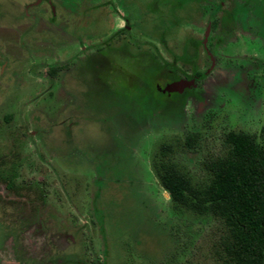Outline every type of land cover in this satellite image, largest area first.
Here are the masks:
<instances>
[{"label":"rangeland","instance_id":"obj_1","mask_svg":"<svg viewBox=\"0 0 264 264\" xmlns=\"http://www.w3.org/2000/svg\"><path fill=\"white\" fill-rule=\"evenodd\" d=\"M33 1L0 0V169L14 168L18 184L44 197L8 198L0 186V264H222L221 220L175 209L152 165L168 146L200 188L228 133L264 143V0ZM125 18L130 29L113 46L151 51L182 77L195 66L180 60L185 43L213 23L214 66L185 105L142 112L121 96H97L85 58ZM197 65L209 61L201 55ZM40 226L42 259L26 240Z\"/></svg>","mask_w":264,"mask_h":264},{"label":"trees","instance_id":"obj_2","mask_svg":"<svg viewBox=\"0 0 264 264\" xmlns=\"http://www.w3.org/2000/svg\"><path fill=\"white\" fill-rule=\"evenodd\" d=\"M143 79L149 83L147 74ZM225 143L226 154L212 162L209 181L200 188L191 187L169 158L168 146L159 148L158 161L153 162L152 168L175 209L210 213L221 220L222 264H264V143L239 132L228 133ZM14 170L0 169V183L7 191L17 196L32 192L39 201L43 200L42 191L35 184L24 186L16 182Z\"/></svg>","mask_w":264,"mask_h":264},{"label":"flooded vegetation","instance_id":"obj_3","mask_svg":"<svg viewBox=\"0 0 264 264\" xmlns=\"http://www.w3.org/2000/svg\"><path fill=\"white\" fill-rule=\"evenodd\" d=\"M41 1L42 0H34L31 4L38 2L40 3ZM171 2L172 4L176 3V7L182 3L180 0H171ZM119 3L122 5L120 7L121 12L125 13L127 11L125 9V6L123 5V3ZM151 4L154 14L156 12H159V8H154L155 2L152 1ZM219 6L220 2L219 4H216V7L212 11H210V19H213L211 18L213 16H217L218 10L220 9ZM140 11L141 12L139 16L143 18V11ZM123 22V25L120 28L116 29H113V23L106 26L108 31L112 29L113 31L106 37V44L103 50L101 52H98L94 50L95 48H93L94 51L91 50L89 52L90 54L88 53L85 58L87 59L86 63L84 64L85 68L82 70L84 73L91 74L93 76L92 84H94V86L99 89L97 96H106L107 94L109 97L116 99V97L118 98L124 94L123 98H125V100H127L128 102H132V104H134L137 109L141 108L142 112L143 110L148 109L147 106L149 105L153 106L154 109L158 107L156 110L158 112H161V110L163 111V109L165 108H167L168 110L173 109V111H175L177 108L185 105L188 93L196 90V85L205 78L206 74L211 71V68L214 66L215 59L212 57L208 45L209 34L212 30L213 23L210 22V20L206 23V27L201 38H189L185 43L183 51L181 52L180 60L189 62L190 64H195V66H191L190 73L182 77L176 72L175 68H173L175 64L172 63L174 62L168 64V66H162L156 60L154 56L155 54H153L151 51H144L141 48L132 50L129 48V46H127L126 42H121L119 46H113L112 43L114 39H116L117 37L122 38L123 36H126L128 30L130 29L128 25V19H123ZM89 27L92 31L96 30L95 23H91ZM106 28L104 27L103 30L105 31ZM122 34L124 35L122 36ZM95 35V32L90 33L89 38L91 39ZM90 45L91 44H89L88 46L89 50ZM92 46L93 45H91V47ZM84 47L85 46L80 47L78 52H82ZM201 55L205 56L208 59L209 65L206 69L198 70L197 63H199ZM79 60L80 58L77 54L76 63ZM145 74H147L148 78H150L148 84L144 83L143 76ZM184 81L187 83H190L192 81V83L189 85V87H177V90H173L171 92L164 91L167 86H173L178 82ZM149 111L152 112V109L148 110L147 113H150ZM0 186H3V189L6 192V197L14 198L13 196H17L15 193H9L2 183H0ZM43 197L44 196H42L41 198L43 199ZM43 234V227L40 226V231H35L33 237L30 233V238H28V236L26 238L27 243H30L36 250L40 251V257L43 255V252L46 251V245H44L46 244V242L45 238L42 237ZM40 257L37 258L36 256L37 259H40Z\"/></svg>","mask_w":264,"mask_h":264},{"label":"water","instance_id":"obj_4","mask_svg":"<svg viewBox=\"0 0 264 264\" xmlns=\"http://www.w3.org/2000/svg\"><path fill=\"white\" fill-rule=\"evenodd\" d=\"M192 83V81L190 83H187V82H178L176 84H174L173 86L169 85L165 88L164 91H167V92H171L173 90H177V87H181V88H185V87H189V85Z\"/></svg>","mask_w":264,"mask_h":264}]
</instances>
